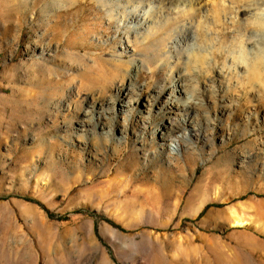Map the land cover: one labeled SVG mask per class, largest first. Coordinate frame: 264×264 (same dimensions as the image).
Listing matches in <instances>:
<instances>
[{"label": "rangeland", "instance_id": "374dc122", "mask_svg": "<svg viewBox=\"0 0 264 264\" xmlns=\"http://www.w3.org/2000/svg\"><path fill=\"white\" fill-rule=\"evenodd\" d=\"M139 1L0 0V264H264L255 2Z\"/></svg>", "mask_w": 264, "mask_h": 264}, {"label": "bare ground", "instance_id": "6f19581e", "mask_svg": "<svg viewBox=\"0 0 264 264\" xmlns=\"http://www.w3.org/2000/svg\"><path fill=\"white\" fill-rule=\"evenodd\" d=\"M201 1H199V3H198V5L200 6L199 7V11L202 10V8H201L202 2ZM252 1L255 2L254 5L252 3V4H244V5L241 6V7H243L242 8L243 12H245L246 14L249 13V16L245 17L243 19V21H244L243 23L245 25L244 28H245L246 34L251 39V42H253V44H252V46L250 48V53L251 54H256V55L261 54L264 57V1H255V0H252ZM110 2L113 3L112 5L120 6L118 4V0H110ZM139 2L142 4L143 1L140 0ZM134 4H136V2ZM138 5H139V3H138ZM203 5H204V3H203ZM186 6L192 8V6H193L192 2L190 4H188V5H186ZM237 9L239 10V8H237ZM111 11L112 10L110 9L109 12H111ZM145 11H147V9ZM145 13L148 14V11L145 12ZM189 103L190 102H188V104L187 103L186 104L189 105ZM177 105H178V103L175 104V106H177ZM175 106H173V108H171V110H170V112L173 113V114H176L177 111H178V109L174 108ZM174 125H175L174 120L171 121L170 119H167L166 120V124L164 126L165 127V129H164L165 132L164 133H167V135L170 136L169 135L170 132H176V127ZM176 139H177V137H176ZM237 213L238 212H236V210L234 208L232 210V214L235 216V222L238 225L245 224V221L243 220V217L241 215L239 216V213L238 214Z\"/></svg>", "mask_w": 264, "mask_h": 264}]
</instances>
